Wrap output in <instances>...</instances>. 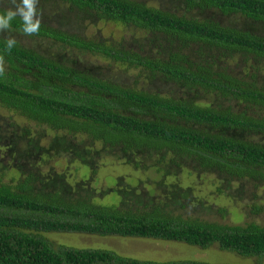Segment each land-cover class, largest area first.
Here are the masks:
<instances>
[{"label": "trees", "instance_id": "trees-1", "mask_svg": "<svg viewBox=\"0 0 264 264\" xmlns=\"http://www.w3.org/2000/svg\"><path fill=\"white\" fill-rule=\"evenodd\" d=\"M169 2L171 9L143 0H39L38 34L25 35L19 16L0 32V108L9 112L0 114V153L10 158L0 161V264H211L55 248L46 236L60 232L203 249L217 244L264 259V227L204 219L227 209L206 206L192 182L175 177L184 169L225 200L250 202L246 212L234 207L237 220L264 211V0ZM9 7L0 5V14ZM100 22L140 31L143 39L115 42L84 33L85 23ZM9 37L16 40L10 51ZM43 42L47 51L52 44L66 53L42 54ZM90 57L120 73L109 76L80 61ZM231 59L244 67L234 73L226 65ZM128 71L130 84L123 81ZM104 155L154 169L158 178L140 189L141 180H131L109 201L114 189L99 196L84 182L90 176L73 186L53 166L43 171L49 158L60 164L63 157L94 174L95 158Z\"/></svg>", "mask_w": 264, "mask_h": 264}, {"label": "rangeland", "instance_id": "rangeland-1", "mask_svg": "<svg viewBox=\"0 0 264 264\" xmlns=\"http://www.w3.org/2000/svg\"><path fill=\"white\" fill-rule=\"evenodd\" d=\"M144 2L161 8L171 9L172 4H170L169 0H143ZM9 0H0L1 6H10ZM223 24L227 25H237L234 23L235 21L231 18H223L220 16L218 18ZM87 26L84 33H88L89 35H98L103 39H108L111 41L119 42L122 39L133 41L138 39L139 41L143 39L142 33L140 31H128L124 30L116 24L113 23H96L89 24L85 23ZM81 33V32H80ZM16 37V35H14ZM26 40V39H25ZM32 42V41H31ZM27 45H30L34 48L37 47L36 44H31L30 41L26 42ZM38 49L42 54H46L47 52H51V55L60 58V54L66 53L61 52V49L57 45L51 44V51H47L49 46L47 43H39ZM71 53L66 54V58L69 59ZM92 61L93 65H100L101 69L99 71L107 73L109 76L120 73V70L115 67V65L110 66L109 63L103 60H96L92 57L86 58L80 61ZM88 61V62H89ZM82 65V64H81ZM226 65H229L231 71L234 73L239 72L244 64L241 60L235 59L227 62ZM114 66V67H113ZM122 69V68H121ZM264 75V71L262 72ZM125 77L123 81L125 83H132L134 81V72L128 71L127 74H124ZM206 100L209 103H214L215 98L212 96H208ZM1 115H7L9 112L4 108H0ZM33 126V124L31 125ZM51 139V132H49V138ZM49 142V141H48ZM46 142V145L48 144ZM45 152H42L41 157H43ZM170 157V155H168ZM119 156L113 155H104L103 157L98 156L95 158L96 164L93 166L95 173L93 174L89 168L85 167L83 163L79 160L75 161H67L62 157L60 164L55 162L54 157L49 158V165H45L43 167V171L47 172L51 166H53L56 172L64 173L68 179V181L76 186L78 182H82L83 178L89 177L88 180L84 181L85 184H90L89 187L94 188L98 192L100 196L102 193L108 192L110 189H114L110 196H107L106 200H117L118 194L115 192L118 188L119 190H125L128 185H130L131 180H141L140 186L143 188L145 185L152 184L158 178V174L154 169H138L135 166L123 162L119 160ZM160 158V157H159ZM5 160V163L8 164L10 158L7 156H3L0 153V161ZM40 160V159H39ZM167 160V159H165ZM168 161V160H167ZM57 164V165H56ZM92 168V169H93ZM184 170V169H183ZM181 169L180 173L176 175V179L181 184H189L192 182V185L195 186L197 199L204 202L206 206L216 208H225L227 209L225 213L219 214L215 212L214 215H205L204 219L209 221H217L222 225L229 226H245L246 224L255 223L260 227H264V211L260 214H254L249 217H244L242 220H237L235 215L234 207L238 208L239 212H246L251 205L250 202L243 201L240 203H236L230 200H225L223 196L216 194V188H213L209 182L205 179H199L195 177H190L187 170L183 171ZM91 172V174H90ZM10 177L4 179L5 182H10ZM126 182V183H125ZM143 183V184H142ZM128 184V185H127ZM135 186V185H133ZM155 186V185H154ZM117 188V189H116ZM129 189V188H127ZM121 192V191H120ZM119 192V193H120ZM261 196L264 198V190L259 192ZM236 205V206H235ZM246 210V211H245ZM189 211V210H188ZM190 212V211H189ZM190 214V213H188ZM53 244L55 248H59L60 246H67L73 248H111L117 252L125 256H133L138 257L143 260H154L157 262H173L179 260H195L199 262H207L211 264H264V259H259L258 257H242L238 254L231 253L228 251H223L217 245H211L209 248L203 249L201 247H193L188 246L187 244H183L180 242L173 241H164V240H154V239H138V238H130V239H114V238H101L95 235H89L84 233H54L48 234L46 236Z\"/></svg>", "mask_w": 264, "mask_h": 264}, {"label": "clouds", "instance_id": "clouds-1", "mask_svg": "<svg viewBox=\"0 0 264 264\" xmlns=\"http://www.w3.org/2000/svg\"><path fill=\"white\" fill-rule=\"evenodd\" d=\"M39 0H9L11 7L6 14H0V32L10 28V22L19 16L23 21L22 31L25 35L38 34L41 21L38 18L37 5ZM16 44L14 37H9L6 41L7 50H11ZM4 59L0 56V75L4 72Z\"/></svg>", "mask_w": 264, "mask_h": 264}]
</instances>
